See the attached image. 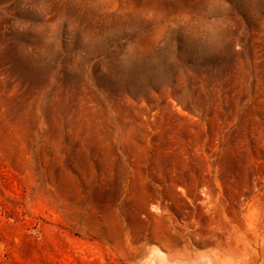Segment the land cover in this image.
Segmentation results:
<instances>
[{
	"label": "rangeland",
	"instance_id": "obj_1",
	"mask_svg": "<svg viewBox=\"0 0 264 264\" xmlns=\"http://www.w3.org/2000/svg\"><path fill=\"white\" fill-rule=\"evenodd\" d=\"M264 264V0H0V264Z\"/></svg>",
	"mask_w": 264,
	"mask_h": 264
},
{
	"label": "bare ground",
	"instance_id": "obj_2",
	"mask_svg": "<svg viewBox=\"0 0 264 264\" xmlns=\"http://www.w3.org/2000/svg\"><path fill=\"white\" fill-rule=\"evenodd\" d=\"M149 264H215L211 257H186L172 254H155Z\"/></svg>",
	"mask_w": 264,
	"mask_h": 264
}]
</instances>
